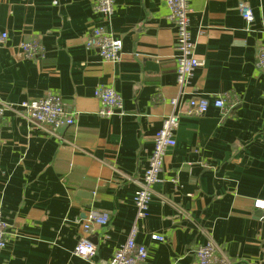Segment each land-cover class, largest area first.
<instances>
[{
  "label": "crops",
  "instance_id": "0c3cea01",
  "mask_svg": "<svg viewBox=\"0 0 264 264\" xmlns=\"http://www.w3.org/2000/svg\"><path fill=\"white\" fill-rule=\"evenodd\" d=\"M254 11L247 25L239 4ZM110 29L123 41L120 61L86 45L102 24L93 0H0V204L7 246L0 264H98L112 258L136 222L139 189L154 136L179 93L176 26L166 0H115ZM190 30L202 62L181 96L176 146L165 156L136 239L140 264H199L215 243L231 264H264V73L255 61L264 40V0H191ZM38 41L43 55H21ZM113 87L125 113L102 116L98 85ZM62 96L75 123L58 136L30 123L21 103ZM224 96L230 112L183 113L191 97ZM178 178L175 184L172 178ZM96 210L107 225L84 223ZM152 234L165 237L152 239ZM81 239L96 247L76 253Z\"/></svg>",
  "mask_w": 264,
  "mask_h": 264
},
{
  "label": "built area",
  "instance_id": "2783aa9c",
  "mask_svg": "<svg viewBox=\"0 0 264 264\" xmlns=\"http://www.w3.org/2000/svg\"><path fill=\"white\" fill-rule=\"evenodd\" d=\"M190 3L191 0H166L169 9L168 19L176 26L175 46L178 51L176 61L179 93L171 100L174 111L163 119L161 128L154 136V147L142 183L134 196L136 222L131 233L126 242L115 251L111 259L100 261L98 264H140L147 259L148 249L146 245L139 243L136 239L139 231L138 220L147 216L154 185L160 181L159 175L164 168L165 156L168 150L177 144L175 131L182 113L178 109L181 96L196 69L202 65L195 54V43L190 30ZM115 5V0H93V10L102 16L103 21L102 24L92 27L86 37L87 47L96 49L104 60L112 62L120 61L123 53L122 39L110 29ZM239 10L247 25H251L255 18L252 7L247 2L242 1L239 4ZM8 37L7 31L0 30V47L5 46ZM20 48L22 49L21 55L26 57L43 55V46L38 41L23 42ZM255 61L257 68L264 73V40L256 42ZM94 94L100 102L99 113L102 116L109 117L125 113L122 97L113 87L98 85ZM21 106L30 123L43 127L55 136H58L62 128L75 123L73 113L66 110L63 98L58 93L49 92L41 98L23 101ZM212 106L222 112H230L235 104L224 96H217L213 99L191 97L188 100V108L183 113L201 116L207 113ZM3 112L4 106L0 105V130ZM171 181L176 184L178 178H172ZM255 207L261 209L264 214V200H257ZM109 221L110 216L108 214L92 210L84 223V229L89 232L94 223L107 225ZM6 229L7 223L2 218V205L0 204V250L7 246ZM152 239L163 241L165 237L160 234H152ZM95 247L87 239H81L75 251L78 255L87 257L93 253ZM195 257L199 264H231L220 248L211 241L200 245L195 251Z\"/></svg>",
  "mask_w": 264,
  "mask_h": 264
}]
</instances>
